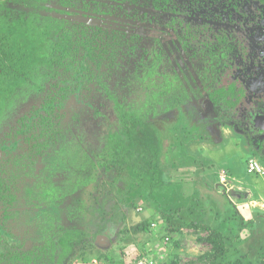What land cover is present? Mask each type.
<instances>
[{
    "label": "rangeland",
    "instance_id": "1",
    "mask_svg": "<svg viewBox=\"0 0 264 264\" xmlns=\"http://www.w3.org/2000/svg\"><path fill=\"white\" fill-rule=\"evenodd\" d=\"M0 1L17 5L23 0ZM187 1L190 6L196 4L199 11H188L189 5L182 3L152 11L145 6H123L120 10L130 13L129 18L102 21L109 29L120 27L127 36L138 35L136 55L121 61L120 67H111L110 89L120 99H126L158 133L161 168L172 182L163 193L170 211L183 209L189 222L200 213L210 225H217L232 207L246 221H256L259 214L264 219V174L247 171L249 158L264 165L260 160H264V153L257 152L258 139L247 138L236 123L223 124L208 96L221 84L235 81L243 87L245 96L236 115L239 126L252 121L253 110H264V40L261 35L254 39L250 33L254 18L247 17L256 6L249 4L247 16L240 19L227 22L218 18L219 22L208 23L199 0ZM137 11L147 13L140 22L134 16ZM142 55L144 60L140 61ZM185 65L187 69L181 72ZM175 72H179L180 80ZM188 72L198 79L196 83L187 80ZM13 82L9 80L8 91H0V143L8 138L9 130L21 126L18 120L23 113L33 115L43 108L40 114L47 115V103L52 113L65 114L71 122L45 155L39 156L40 164L34 165L37 173L32 180H39L35 191L14 206L19 216L15 222L20 226L15 225L31 230L33 242L53 237L63 226L75 227L91 234L59 264H134L143 248L161 264L208 263L207 256L213 248L205 240L206 231L188 227L169 231L155 203L138 197L130 166L106 170L104 165H98L103 162L109 132L120 128L114 101L101 85L91 82L66 96L62 85L56 82L46 83L43 91L34 87L36 80L30 77L24 76L18 84ZM192 88L194 91L190 92ZM49 102L54 105L49 106ZM59 104H63L61 108ZM56 172L60 173L55 181L61 191L51 199L40 197L41 191L55 186L50 177ZM88 175L92 176L90 182L75 188L79 178ZM36 196L38 200L32 201ZM134 200H138L136 205ZM82 204L85 215L80 214ZM98 206H103L104 212L93 215ZM9 212L12 209L0 212V225ZM115 217L119 219L117 224ZM143 221L158 225L134 234L132 228ZM174 222L173 225L181 226L178 217ZM107 228L112 232L110 237L104 233ZM261 228L244 227L239 231L240 237L246 238ZM99 235L108 239H100ZM230 241L228 254L235 256V249L257 252L247 242Z\"/></svg>",
    "mask_w": 264,
    "mask_h": 264
},
{
    "label": "trees",
    "instance_id": "2",
    "mask_svg": "<svg viewBox=\"0 0 264 264\" xmlns=\"http://www.w3.org/2000/svg\"><path fill=\"white\" fill-rule=\"evenodd\" d=\"M121 2L124 0H23L17 5H9L0 1V91L1 88L4 92L9 90L10 79L14 81V84H18L23 82L24 76L36 80L34 87L40 91L46 88V83L56 82L62 85L66 96L70 91L76 92L81 87H87L88 83L97 82L114 101L120 123L117 131L109 132L103 162L99 161L98 165H104L106 170L112 167L120 170L130 166L133 179L138 186V197L145 202L155 203L157 211L166 220L165 227L169 231H176L181 227L206 231L205 240L213 248L207 256L206 264H264V219L259 217L260 214L256 216V221H246L232 207L231 211L230 209L227 211L229 214L224 215L214 226L205 222L200 213L198 216L195 214L197 218L189 222L190 219L185 216L183 209L176 213L170 211L163 193L164 188L172 182L165 176V170L161 168L158 133L138 110L134 109L126 99H120L110 89L111 67H120L124 59L131 60L136 55L137 49L138 35L127 36L120 30L109 29L102 23L103 16L116 15L117 9L122 6ZM164 3L158 0L155 4L161 7ZM78 10H81L80 15H77ZM89 16L93 17L91 21L88 19ZM158 53L161 54V52ZM143 60L144 55L140 58V61ZM186 69L185 65L180 71ZM175 75L180 80L179 72H175ZM186 78L189 82L198 81L191 72L186 74ZM179 80L173 81L179 82ZM176 85L184 86L181 83ZM189 91H194V88ZM208 96L219 112L223 124L236 123L238 127L243 128L238 125L237 122L240 120L236 116L241 98L245 96L243 87H238L235 81L229 82L228 85L221 84L214 91L208 92ZM49 103V106L54 105ZM62 105L59 104L58 107L61 108ZM47 106L48 103L44 107L47 115L40 114L42 108L33 115H22L23 118L18 120L21 126L15 130L16 135L23 132L25 143H22L18 152L11 156L12 164L9 169H12L10 172L13 173L10 175L12 178H9L11 181L5 184L4 178H0V211L7 213L8 208L14 205L13 200L18 197L11 192V189H7L10 185L17 183L21 167L28 170V166L30 168L28 162L34 163L37 161L36 157L44 156L48 145L54 143L58 136L67 131L71 125V122L67 121V115H55L53 112V116L52 110ZM53 110L55 111V106ZM35 139H41V141L28 143ZM47 140L52 142L47 144ZM259 146L257 152L262 154L264 143H259ZM194 159L192 158L193 161ZM260 160L264 162L262 158ZM91 179V175L80 177L75 188L81 184H88ZM51 182L55 186L50 190L46 188L41 191L40 196L46 195L48 199H51L57 191H61L60 184H56V181L52 179ZM34 189L33 186L28 187L26 194L28 198ZM136 201L138 202L134 200L133 204L136 205ZM161 203L164 206H160ZM82 206L84 204L79 207L80 214L85 215L86 210ZM186 209L193 214V210L189 207ZM97 211L104 212V207L98 206L92 214L96 215ZM10 215L9 212L8 216ZM8 216L2 219L3 225L0 229L14 235H24L23 228L15 224L9 226L10 224L7 223V220L18 214ZM175 217H178L181 226L173 225ZM117 218H114L116 219L114 224H117L119 220ZM152 222L143 221L140 225L133 227L132 232L134 234L148 232ZM249 226H254L255 229L262 228L256 230V233L251 232L246 238L240 237L239 231ZM90 234L86 229L63 226L53 237H44L45 239L43 238L44 240L42 239L40 243L33 242L30 247H26L23 238L21 242L11 244L0 237V247L4 251L3 257H0V264H59L74 246L83 243L84 238ZM229 240H231L230 243L232 241L247 242L257 252L243 253L235 249V256L228 254ZM46 252L50 256H47ZM145 253V248L139 252V254Z\"/></svg>",
    "mask_w": 264,
    "mask_h": 264
},
{
    "label": "flooded vegetation",
    "instance_id": "3",
    "mask_svg": "<svg viewBox=\"0 0 264 264\" xmlns=\"http://www.w3.org/2000/svg\"><path fill=\"white\" fill-rule=\"evenodd\" d=\"M157 1L158 0H124V2L120 3L122 6H120L117 9L116 15H108V16L105 15V16H103V20H105L107 18H111V19L112 18H115V19L120 18L121 19V17H128L129 18L131 15L130 13L124 14L120 10V8L123 6H126V7H139V6L143 7V6H145V7H148L152 11V10H158V9L165 8L168 6V4L173 5V7L178 6L179 3H180L179 5L184 4L186 7H187V5H189L187 0H182L181 2H179L180 0H161V1L165 2L164 5H162L161 7H157L155 4ZM113 2L118 3L117 1H113ZM199 3H200V5L202 4L204 6L203 8H204L205 14H207L205 17V21L208 23L219 22V20H217L218 18H220L221 21L226 20L227 22H230V21L235 20V19H240L243 16H247V14H248L247 13V7L249 4L255 5L256 10H254L252 15L248 14V16H247V17L254 18V22H252L250 33L254 36V39L258 38L257 36L261 35L262 37H260V38L262 40H264V0H199ZM217 3H218V5H217ZM193 9H195L196 11H199L196 4H194V3L191 6L189 5L188 11H194ZM125 10L128 12V10L126 8H125ZM77 13H78L77 15H80L81 10H78ZM136 13L137 14L134 16H136V19H138V21L136 20L137 22L141 21L140 19L142 16H144V15H145L144 17L147 16V13L142 14L139 11H137ZM127 15H129V16H127ZM89 17H91V16H89ZM117 29L120 30L123 34H125V32L122 31V28L118 27ZM129 35H134V33H131ZM223 35L225 36L226 34L223 33ZM220 40H221V42L224 41L223 38H220ZM93 83H95V82H93ZM252 114H253L252 121L250 123H247L244 126L242 125L243 128L241 130H242V132H244V134L246 135L247 138H250V136H252L253 138H257L258 139L257 147L260 148L259 143H264V130L260 126V125H264L263 119L260 118L261 116H264V110H257V111L253 110ZM16 129L17 128L13 129L12 131L9 130L8 135H6L8 138L5 136L7 139L4 141H1V143H0V178H2V177L4 178L5 184H8L11 181V179H9V178L11 177L10 175H13V173L10 172L12 169L9 170L11 167V164H12L11 156L15 155L18 152V148L20 145H22V143H25L24 138H23L24 137L23 132L16 135V131H15ZM258 137H261V138H258ZM37 140L41 141V139H35L34 141L31 140L28 143H30V142L36 143V142H38ZM42 141L44 142L45 140H42ZM48 142L51 143L52 141L47 140V144H48ZM46 152H47V150L45 151V153ZM262 153H264V149L262 150ZM42 156L43 155H40V157H42ZM38 158H39V156L36 157L37 161L34 163L28 162L30 164V168L28 166V170L25 169L24 167H21V171L19 173L20 176H18L19 178L17 177V183L15 181L16 184H13L12 186L10 185V188L7 189V190L11 189V192L18 196L15 200H13L14 205L8 208L9 211H10V209H12L11 215L18 214V212H17L18 210L14 211V209H15L14 206L16 204L20 203V201L28 198V196L26 195L28 187L29 186L35 187L36 183L39 181L38 180L37 182H34L32 180L34 178L33 175H36V173H37L36 169H35L36 167H34V165L40 164ZM59 174L60 173H58V172L54 173L55 176L50 177V179L55 181L57 179V176H59ZM37 200H38V198L36 196L32 201L36 202ZM32 201H30V203ZM2 211L3 210H1L0 212H2ZM15 218H17V217H14V218L11 217L10 218V222H8V224H10L9 226H11V224H13V222L16 221ZM14 224L20 226V224L18 222L17 223L15 222ZM2 225H3V221H2V224L0 226H2ZM23 229L25 230L24 235H22V234L14 235V234H11L10 232H6V231L0 229V237H2L3 240H5V242L8 240L7 242H9L11 244H16L18 242H21V238H23V240L26 242V247H28V246L30 247L31 244L33 243L32 239L30 237V236H32V235H30L31 230L26 229L25 227ZM104 233H106L108 237H110V235L112 234V232L109 228H107V230ZM2 254H4V251L0 247V257H3ZM46 255L50 256V254H46Z\"/></svg>",
    "mask_w": 264,
    "mask_h": 264
},
{
    "label": "built area",
    "instance_id": "4",
    "mask_svg": "<svg viewBox=\"0 0 264 264\" xmlns=\"http://www.w3.org/2000/svg\"><path fill=\"white\" fill-rule=\"evenodd\" d=\"M247 170L250 173L264 174V165H262L257 159L250 158L247 163ZM135 264H158V261L146 254H143L136 257Z\"/></svg>",
    "mask_w": 264,
    "mask_h": 264
},
{
    "label": "clouds",
    "instance_id": "5",
    "mask_svg": "<svg viewBox=\"0 0 264 264\" xmlns=\"http://www.w3.org/2000/svg\"><path fill=\"white\" fill-rule=\"evenodd\" d=\"M250 159V158H249ZM248 159V160H249ZM259 161V160H258ZM260 162V161H259ZM247 163H248V161H247ZM261 163V162H260ZM263 165V164H262ZM248 171V170H247ZM153 224H155V225H153ZM158 224L155 222V221H153L152 223H151V226L153 227V228H155V226H157ZM166 239L168 240V239H170L168 236L166 237ZM149 252L148 251H146V255H148V256H150V257H152V258H154L153 256H151L150 254H148ZM139 254V253H138ZM141 255H143V254H139L138 256H141ZM137 256V257H138ZM154 259H156V258H154ZM157 260V259H156ZM165 262H166V260H165ZM134 264H135V261H134ZM158 264H161L159 261H158Z\"/></svg>",
    "mask_w": 264,
    "mask_h": 264
},
{
    "label": "water",
    "instance_id": "6",
    "mask_svg": "<svg viewBox=\"0 0 264 264\" xmlns=\"http://www.w3.org/2000/svg\"><path fill=\"white\" fill-rule=\"evenodd\" d=\"M260 118H262L263 119V121H264V116H261ZM261 127H262V129L264 130V125H260ZM100 239H108V237L107 236H104V235H99L98 236Z\"/></svg>",
    "mask_w": 264,
    "mask_h": 264
}]
</instances>
